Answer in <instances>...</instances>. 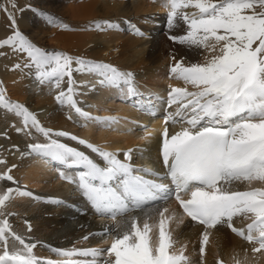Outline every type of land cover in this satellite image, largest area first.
<instances>
[{
	"label": "snow or ice",
	"instance_id": "snow-or-ice-1",
	"mask_svg": "<svg viewBox=\"0 0 264 264\" xmlns=\"http://www.w3.org/2000/svg\"><path fill=\"white\" fill-rule=\"evenodd\" d=\"M9 2L16 7L14 0ZM163 7L167 9L169 30L181 24L186 26L184 35H170L169 39L203 56L197 62L173 56L175 62L169 69L170 78L184 85H169L167 105L174 110H166L160 132V157L174 189L144 175L159 178L160 173L131 163L134 151L142 152V148H129L120 159L116 152L66 131L54 132L23 104L10 101L0 82V108L21 118L24 126L16 131L27 130L26 134L31 135V129H35L46 139L45 143L29 144L31 153L67 168H83L78 178L61 172V179L77 183L97 213H110L117 220L129 211L143 212L142 219L130 216L106 229L105 234L111 236L107 248H50L65 259L44 260L35 255L37 243L26 242L8 219L13 215L7 208L14 194L32 197L33 193L7 188L0 191V264H194L186 254L187 244L177 249L178 239L172 228L173 222L177 227L184 224L185 217L202 227L199 261L195 264H205L212 230L221 227L252 245V259L245 250L243 258L232 257L233 264H259L264 259V0H165ZM0 9L8 11L3 4ZM187 9L194 11L189 13ZM9 19L14 32L0 39V49L10 47L15 53L26 54L27 62L14 67L34 70L37 83L54 86L59 90L56 101L85 121L110 126L115 118L93 117L84 111L75 98L81 87L116 88L129 97L143 95L133 72L61 51H46L18 30L11 13ZM47 20L49 24L55 23L53 17L48 16ZM58 26L69 27L63 23ZM95 27L105 30L118 25L98 21ZM132 27L136 35H145L135 25ZM74 72L88 73L97 79L94 83L77 82ZM65 83L66 89L62 88ZM138 106L148 112L154 107L150 103ZM68 119L73 116L69 114ZM170 127L174 129L171 132ZM153 136V130L144 126L141 139L150 143ZM54 137H69L86 146L104 161V166ZM4 163L0 159V164ZM10 172L8 169L0 174V180L13 181ZM113 181L118 186L110 183ZM239 184L247 187L239 190ZM173 196L182 210L179 213L169 207L144 210L149 201L167 202ZM236 220L243 226H235ZM216 264L226 262L218 258Z\"/></svg>",
	"mask_w": 264,
	"mask_h": 264
},
{
	"label": "bare ground",
	"instance_id": "bare-ground-1",
	"mask_svg": "<svg viewBox=\"0 0 264 264\" xmlns=\"http://www.w3.org/2000/svg\"><path fill=\"white\" fill-rule=\"evenodd\" d=\"M164 2L165 0H151V2L146 0H59L60 5L54 10L50 9L51 6L46 0H31V6L27 7L19 18L17 8L23 4L18 3L13 8L12 3L8 0L4 1L3 5L8 9V11L4 10V14L14 15L18 30L25 32V36L34 44L45 46L49 41L48 51L61 49L73 57L100 61L123 71H131L135 74L138 91L143 95L129 97L124 91L116 88L97 86L94 90H90L87 87H81L80 94L75 98L84 111L91 113L93 117L115 118V122L110 126L94 120L85 121L70 108L56 101L55 95L59 90L54 86L38 84L34 70L30 71L23 67L10 70L9 66L13 65L15 60L20 61L21 65L26 63L28 59L26 54H23L22 59H16L13 56L7 67L2 64L4 59H0V80L6 88L5 94L7 97L21 99L22 102H17L35 113L44 127L54 132L66 131L102 149L116 152L120 159L124 158L123 154L127 149L142 148V152L134 151L131 163L137 167L153 169L161 174L159 178L144 175L168 184L166 169L160 157V132L163 128L166 110H174L168 109L167 105L169 85L184 86L182 81L170 78V67L168 66L175 62L172 59L173 56L177 60L183 57L192 62L202 61L203 56L179 43L174 46L169 41V35H184L186 26L181 24L169 30L167 9L161 5ZM186 11L191 13L194 9ZM48 16L54 18V24L48 23ZM36 18L41 20L38 24ZM98 21H110L118 27L100 30L95 27ZM61 23L69 27L61 28L58 26ZM133 25L145 35H136ZM2 30L3 33L8 31V29ZM71 30L77 32H70ZM130 31H133L130 33L133 35L128 33ZM18 56L21 57L19 54ZM75 67L73 63V68ZM73 78L77 82L89 81L91 83L97 79L91 74L77 72L73 73ZM66 87V83L62 85V88L66 89ZM149 103L154 106L151 112L138 106V104L147 106ZM152 111L156 113V116L151 115ZM69 114L73 116V119H68ZM10 122L12 123L9 130L11 141L10 144L7 143L10 147L5 152V163L0 166V174L11 169L9 174L14 177V180H0V191L7 188L22 190L25 185H29L30 189L37 188L31 191L32 197H21L14 194L7 208V211L13 214L8 216L13 230L24 236L26 242L37 243L34 250L37 257L44 260L65 259L53 253L50 248L109 247L111 236L105 234L106 229L114 227L117 221L123 222L130 216L143 218L142 211L129 213L117 220L100 217L79 190L77 183L61 179V172L78 178L82 172L80 168H67L49 158L31 153L28 145L31 144L32 139L38 136L46 142L45 137L35 129H31V135L26 134L27 130L17 132V127H24L21 118L7 111L5 116L0 118V146L5 143L3 131L9 128ZM144 126L154 132L150 143L141 139L144 136ZM178 129L179 125H176L175 130ZM173 130L170 127V132ZM54 138L70 147L84 151L104 166V161L86 146L80 145L69 137ZM52 164L54 168L58 167L54 169ZM163 178L165 180H162ZM20 182L22 185L18 186ZM169 187L174 189L171 183ZM237 187L239 190H244L247 186L239 184ZM163 207H169L170 210L178 213L182 211L174 196L167 202H159L144 210ZM29 225L31 231H29ZM235 226L243 225L236 220ZM172 228L178 239L177 249L187 244L186 254L190 256L194 264L198 262L202 227L195 225L185 217L184 224L177 227L173 222ZM85 236L88 237L87 240L83 239ZM251 247L252 245L226 227L212 230L210 244L206 250L205 264H216L218 258L223 259L226 264H233L232 257L237 255L238 258H243L245 250L251 260L253 257ZM72 259L85 258L73 257ZM259 264H264V259H261Z\"/></svg>",
	"mask_w": 264,
	"mask_h": 264
},
{
	"label": "rangeland",
	"instance_id": "rangeland-1",
	"mask_svg": "<svg viewBox=\"0 0 264 264\" xmlns=\"http://www.w3.org/2000/svg\"><path fill=\"white\" fill-rule=\"evenodd\" d=\"M4 1H6V0H0V4H3L4 3ZM9 1V0H8ZM30 1L31 0H29V1H27V0H14V3H15V5H18V3H22L23 5L22 6H20V7H18L17 9V11H18V15H19V18H21V16H22V14H23V11L24 10H26L27 9V7L29 8V6H31L30 5ZM48 3H49V5L51 6V8L50 9H54V10H56L55 8H58L59 7V5H60V3H59V0H46ZM147 2H151V0H146ZM163 4L164 3H162L161 5L163 6ZM14 10V9H13ZM4 15V16H3ZM39 17V16H38ZM39 19V20H38ZM44 19V18H43ZM39 21H41L40 20V18H36V23L38 24L39 23ZM2 29H4V31L5 30H7L8 29V31H5V33H3L2 31ZM13 32H14V28L11 26V21H10V19H9V15H7V14H4V10H2V9H0V39H5V38H7L9 35H11V34H13ZM22 34H26L25 32L23 33V31L21 30L20 31ZM70 32H77V31H70ZM133 31H130V32H128L129 34L130 33H132ZM129 34H127V35H129ZM130 35H133V34H130ZM170 36V35H169ZM169 36H168V39H169ZM169 41L170 42H172V45H174V44H178V43H176V42H174V41H172L171 39H169ZM36 45V44H35ZM38 47H40V48H42V49H45L46 51H48V47H49V41H47L46 42V45L45 46H39V45H37ZM48 46V47H47ZM175 46V45H174ZM173 46V47H174ZM54 51H61V52H63L61 49H53V52ZM0 53H3L2 55H0V59H4V62L2 63L3 64V66H5V67H7V65H8V63H9V61H11V59L13 58V56L17 59H22V56H23V53H15V52H13V50L10 48V47H5V48H3V49H0ZM18 54L21 56V57H19L18 56ZM12 55V56H11ZM169 56V55H168ZM10 59V60H9ZM20 62V61H19ZM17 60H15L13 63V65H10L9 66V68H10V70H13V69H15L16 70V68L14 67V65L15 64H17V63H19ZM21 63V62H20ZM171 65H169L168 67H170ZM21 77V76H20ZM0 82H1V80H0ZM3 85V84H2ZM3 88L4 89H6L5 88V86L3 85ZM6 93V92H5ZM6 95V94H5ZM6 97H7V95H6ZM10 101H14L15 102V100H16V102L17 101H20V102H22V100L21 99H15V98H13V97H7ZM19 102V103H20ZM0 110H1V114H0V118H1V116H5V112H6V110L5 109H3V108H0ZM11 126H12V123L10 122V126H9V128L7 127V128H5V130L3 131V137L5 138V143L3 144V145H1L0 146V159H3L4 161H5V152L9 149V147H10V141H11V139H10V134H9V130H10V128H11ZM36 138V139H35ZM43 138H41V137H38V136H36V137H34L33 139H32V142L31 143H37V142H39V143H45V141H44V139L42 140ZM7 143H9V144H7ZM1 165H3V164H0V166ZM53 165L54 164H52V167H53ZM58 167V166H57ZM57 167H55V168H57ZM54 168V167H53ZM54 168V169H55ZM20 185H22V182H20L19 183V185L18 186H20ZM32 187V186H31ZM20 189H22V188H20ZM37 189V188H36ZM34 187L33 188H31L30 189V186L29 185H25L24 186V189H22V191H35L36 190ZM61 204L63 203L62 201L60 202ZM108 245V244H107ZM108 246H110V243H109V245ZM105 248H107V246H105Z\"/></svg>",
	"mask_w": 264,
	"mask_h": 264
}]
</instances>
